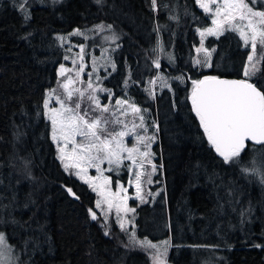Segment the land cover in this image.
<instances>
[{
  "label": "trees",
  "instance_id": "1",
  "mask_svg": "<svg viewBox=\"0 0 264 264\" xmlns=\"http://www.w3.org/2000/svg\"><path fill=\"white\" fill-rule=\"evenodd\" d=\"M98 25L111 26L120 43L105 83L157 126L165 191L134 203L127 232L115 220L91 218L97 195L65 172L43 107L65 62L58 36ZM205 27L211 17L195 0H156L155 9L152 0H0V232L25 264H148L147 252L129 241L133 228L141 238L170 241L168 264H264V184L243 171L256 147L224 163L189 99L193 80L244 79L250 49L234 32L206 36L205 47L216 51L210 68L197 66L196 29ZM120 173L112 181L126 183L127 169Z\"/></svg>",
  "mask_w": 264,
  "mask_h": 264
},
{
  "label": "snow or ice",
  "instance_id": "2",
  "mask_svg": "<svg viewBox=\"0 0 264 264\" xmlns=\"http://www.w3.org/2000/svg\"><path fill=\"white\" fill-rule=\"evenodd\" d=\"M195 2L206 15L211 17V27H205L203 30L196 29L201 37L200 47L196 51L198 54L203 52L204 55L195 60V65L211 67L210 58L216 49L205 48L206 36L219 39L226 32H234L243 41L244 47L250 49L246 54V62L242 66L244 79L227 80L205 76L203 79L192 81L189 96L191 111L198 118L199 126L211 148L224 163H235L241 152L248 146L246 142L264 145V84L260 83L264 81V75L253 80L258 73L264 71V0H195ZM257 4L261 5L260 9L256 8ZM152 6L156 8V0H152ZM103 27V25L99 26L100 29ZM108 28L110 30L111 26ZM105 39L115 41L116 37ZM159 51H164L162 45ZM83 54L84 46L81 45L80 52L76 54L81 61L78 68L70 69L61 65L59 75L65 77L64 81L60 82L63 92L57 95L56 90H52L49 98L44 100L43 107L47 110L45 115L51 122L52 140L58 145L60 153L58 159L62 162L66 159L72 161V163H64L65 171L70 168L78 169L70 174L78 176L93 192H96L101 198L96 201L97 208H100L102 204L107 206L105 215L115 209L116 222L120 230L127 232L125 223H132L134 227V217L132 220L125 221L121 213L126 215L136 211L134 207L128 206L127 202L130 199L127 195L128 189L117 181V191H112L111 178L104 176L103 173L108 171L119 175V170L122 167L126 168L131 177L129 184L135 187V197L131 198L147 203L143 184H152L151 177L157 171V166L153 162L155 154L151 152V146L156 137L154 134L147 135L148 126L145 124L143 115L147 109L142 110L127 99H117L116 109L111 112L108 105L101 104L96 93H108L110 100L111 90L94 86L93 73L97 71L95 60L92 71L87 74L88 80L81 79V73L85 70ZM64 59L67 60L69 57L65 56ZM168 59L174 63V57L170 54ZM73 64H76L75 60ZM153 65L157 69L161 67L158 58L153 60ZM111 67L115 69L114 64H111ZM73 71H75V79L65 75ZM159 78L163 79V77ZM95 79L101 80V77L96 76ZM176 79H182V77H176ZM77 82L86 83L87 87L84 89L73 87ZM124 83L127 87L128 82ZM144 90L154 98V93L150 89ZM53 96L56 97L59 108L50 106V99ZM85 100L86 107L83 106ZM97 111L99 115L91 114ZM117 112L120 115H117ZM105 113L109 115L106 116ZM130 114L133 116L131 121L122 118ZM153 127L157 126L153 125ZM126 137L132 138L131 146L126 142ZM258 151H264V149H258ZM125 161L129 163L125 164ZM105 164L108 165L107 168L102 167ZM90 168L95 169L96 176L88 175ZM243 171L249 175H259L260 182L264 183V161L260 162L259 167L245 168ZM68 191L75 195L71 189ZM158 194L155 193V195ZM147 195L153 194L149 192ZM89 213L93 220L97 219L95 211L89 209ZM105 235L109 233L106 231ZM128 235L133 246H139L144 250H154L153 264H165L163 257L167 254V248L171 246L170 241L162 242L163 251H161V245L147 240H137L134 232ZM17 261L18 258L13 256V250L7 244L5 236L0 234V264H17Z\"/></svg>",
  "mask_w": 264,
  "mask_h": 264
},
{
  "label": "rangeland",
  "instance_id": "3",
  "mask_svg": "<svg viewBox=\"0 0 264 264\" xmlns=\"http://www.w3.org/2000/svg\"><path fill=\"white\" fill-rule=\"evenodd\" d=\"M26 1L32 3V0H26ZM37 1H40V0H37ZM99 26H101V25H98L97 27L92 28L89 31H86L87 34L85 32H83V31L75 30L74 32L69 34L68 37H64L63 38V36H58V38L60 40L61 45L65 48V56L69 57V59L65 60V62L62 64L65 68H70V69L78 68V66L81 63V61L78 59L76 54L80 52V46L81 45L84 46V54H83L84 55V61H83V63L85 64V70H84L83 73H81V79L83 81H87L88 80V75L87 74L92 71L93 61L95 60V67H96L97 71L95 73H93V84H94V86L102 87V88H105V89H110L111 93H112V96H111L110 100L108 98V93L97 92L96 95L99 97L100 102H101L102 105H108L109 110L111 112V111L116 109L115 101L117 99H122V98L117 97L115 95L114 90L105 83L106 79L112 73H114V71L116 70V63H115L114 57H115V53L119 50V47H120L119 35L116 32H114L112 29L109 30L108 26H106V25H103L104 26L103 29H100ZM112 36L116 37L115 41H113L112 39H105L106 37H112ZM69 48H71V51H69ZM105 49L107 51H105ZM214 53L215 52H213L212 55H211L210 63H211V59H212ZM197 55L199 56V58L200 57L202 58L204 53L203 52H201L199 54L197 53ZM73 60L76 61L75 65L73 64ZM111 64L115 65V69H113L111 67ZM60 67L58 69V81H57V84L53 88L49 89L46 92V98L45 99L49 98V93L52 90H56V94L57 95H60L63 92V89L60 88V82H63L65 77H61L59 75ZM207 68H210V67H207ZM105 69H107V71H105ZM65 75L66 76H72L75 79V71L70 72V73H66ZM96 76H100L101 80H96L95 79ZM73 87H78V88L84 89V88L87 87V85H86V83L77 82ZM50 106L51 107H56V108L60 107V105L56 103V97L55 96H53L50 99ZM83 106H85V107L87 106V101L86 100H85ZM44 111L46 113L47 110L44 108ZM91 114L92 115H99V112L97 111L96 113H91ZM104 115L107 116V115H109V113H105ZM117 115H120V113L117 112ZM46 118H47V116H46ZM122 118L127 120V121H131L133 119V116L130 114L128 117H122ZM144 118H145V124L148 126L147 135H153L154 134L155 137H156L155 141L152 143L151 152L155 154L154 157H153V162L157 166V171L151 177L152 181H153L152 184H147V183L143 184V193L145 194V199L147 201H149L150 199H155V198L159 197L160 195H162L164 193V191H165V188L162 185V183H163V181H161L162 179L159 177V170H158V163H157L158 154H157V151L155 149V146L157 145V140H158L157 134H156L155 130H153V126L152 125H148V116L146 115V116H144ZM50 124H51V122H50ZM51 129H52V127H51ZM125 140L129 144V146H131V144L133 142L132 138L131 137H126ZM54 143H55V146H56V149H57V156H59L60 153L58 151V145H57L56 142H54ZM69 147H71V146L69 145ZM258 148L259 147H256V149H254L255 157H253V160H252L251 165H250V169L252 167H254V166L255 167H259L260 166V162L264 161V151H258ZM242 153L243 152H241V154ZM58 160L62 164L63 168H64V163H72L71 160H67V159L65 161H63V162L60 159H58ZM254 161L256 162L255 164L253 163ZM128 163H129L128 161H125V164H128ZM102 167L103 168H107L108 165L105 164V165H102ZM64 170H65V168H64ZM76 171H78V169L70 168L68 171H65V172L68 175H71L72 177H75V178L79 179L82 183H84L83 180L80 179L75 174H70V173H75ZM115 174H116V172H108V171H105L103 173L104 176L110 177L111 181L113 179V175H115ZM119 174H121L120 170H119ZM88 175L96 176L97 173L95 172L94 168H90V169H88ZM257 176H258V178H260L259 175H257ZM130 178L131 177L129 175L128 178H127V182L126 183L124 181H121L120 179H118L117 181H119L121 184H123L128 189L127 195L130 197V199L127 202L128 206L130 208H133V207L135 208V206H134L135 202H139L140 205H143L145 203H141L139 200L131 198V197H135L136 193H135L134 185L129 184V179ZM117 181H115V182L112 181V183L110 185L112 191H117V183H116ZM88 188H89V186H88ZM89 189L92 191L91 188H89ZM149 192H151L153 195H147V193H149ZM93 193L96 194V192H93ZM155 193H159V194L155 195ZM122 195H123V193H122ZM97 199H101V198L97 196ZM106 208H107V206L104 205V204H102V206L100 208H97V206L95 205V210L94 211L97 213V215H100L103 218V222L104 223L110 224V222L112 220L116 221L115 209H113L111 213L105 215ZM121 215L124 217L125 221H128V220H132V218L134 217L135 214L129 212L126 215L124 213H121ZM131 226H133L132 223H127V222L125 223V228L127 229V231H129ZM130 232L131 233H133V232L135 233V236H136L137 240H140V241L147 240V241H150L153 244L161 245V251H163L162 242L166 241V240L154 242V241L148 239V237L141 238V237L138 236L136 228L131 229ZM0 234H3L5 236L7 244L13 250V256L18 258L17 264H25L24 261L22 260L21 254L19 252H17L14 249V247H12L8 243L5 233L0 232ZM153 251L154 250H151V249L145 250V252H147V255H148V258H149V263L148 264H153V260H152ZM169 252H170V247L167 248V254H166V256L163 257V259L165 261V264H168L167 261H168Z\"/></svg>",
  "mask_w": 264,
  "mask_h": 264
},
{
  "label": "water",
  "instance_id": "4",
  "mask_svg": "<svg viewBox=\"0 0 264 264\" xmlns=\"http://www.w3.org/2000/svg\"><path fill=\"white\" fill-rule=\"evenodd\" d=\"M218 78H220V79H227V80H233V79H235V80H239V79H237V78H228V77H218ZM246 144L248 145L245 149H244V151L250 146V145H252V146H255V147H260V146H262V145H253L251 142H246ZM76 198V197H75ZM77 199V198H76Z\"/></svg>",
  "mask_w": 264,
  "mask_h": 264
}]
</instances>
